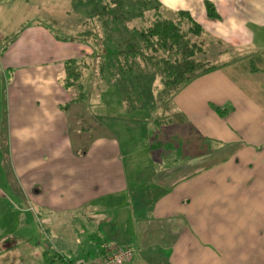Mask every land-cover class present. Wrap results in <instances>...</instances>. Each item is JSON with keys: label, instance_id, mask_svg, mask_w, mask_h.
Listing matches in <instances>:
<instances>
[{"label": "crops", "instance_id": "1", "mask_svg": "<svg viewBox=\"0 0 264 264\" xmlns=\"http://www.w3.org/2000/svg\"><path fill=\"white\" fill-rule=\"evenodd\" d=\"M155 1L189 12L217 57L226 56L174 96L184 128L128 117L133 110L97 63H88L81 92L65 89L64 64L89 62L93 48L57 39L52 12L37 9L42 0H0V16L13 7L24 21L0 46V102L23 210L41 220L58 253L44 252L45 264L53 256L94 261L123 247L134 250L128 264H264V0ZM105 102L120 115L99 114ZM195 135L207 140L205 160L181 162V145Z\"/></svg>", "mask_w": 264, "mask_h": 264}, {"label": "trees", "instance_id": "2", "mask_svg": "<svg viewBox=\"0 0 264 264\" xmlns=\"http://www.w3.org/2000/svg\"><path fill=\"white\" fill-rule=\"evenodd\" d=\"M205 8L208 18L218 19L212 4L206 3ZM120 10L123 11L119 12ZM93 11L89 21L103 19L101 23L104 31L88 29L76 36L56 37L64 41L85 42L93 48L89 62L85 58L71 59L64 64V88L81 92L85 71L90 69L88 63H97V74L114 85L129 109L144 107L149 109L150 114L157 110L158 114L153 119L157 127L187 126L183 115L172 112L174 96L194 79L219 68V65L211 64L207 60L197 59V56L204 55L207 49L203 42L198 41L203 32L190 13L180 10L173 12V17L168 18L163 13L165 10L155 0H128L125 5L115 2L113 6L103 5ZM110 22L116 30L109 28ZM106 30L110 31L109 35ZM113 32L115 34L111 35ZM15 37L16 35L4 39L0 45L2 50ZM156 78L160 83L158 86L154 82ZM83 96V93H80L77 99L81 100ZM150 100L153 105L149 106L147 103ZM216 111L220 116L227 113L224 109ZM187 140L189 141L184 142L179 150L181 162L195 158L205 160V155L209 152L207 140L200 135ZM219 146L214 142L213 150L216 155L222 152ZM158 165L160 167L162 163ZM206 167L208 166L199 167V171ZM72 263L62 256H53L47 262Z\"/></svg>", "mask_w": 264, "mask_h": 264}, {"label": "rangeland", "instance_id": "3", "mask_svg": "<svg viewBox=\"0 0 264 264\" xmlns=\"http://www.w3.org/2000/svg\"><path fill=\"white\" fill-rule=\"evenodd\" d=\"M80 1L81 2H78L77 0H42L41 8L37 9L49 10L52 12V15L55 17V19L51 20L53 23L51 21H47V24H49L53 33L61 37H69L76 36V34L79 32H83L88 29L103 30L101 23L103 19L100 20L96 18L94 21H89L91 14L94 12V8L98 9L103 5L113 6V3L115 2H121L125 5L128 2V0ZM83 8L85 9L83 12L84 16L81 14ZM11 9L14 8H3V10H5L7 13V17H5L4 14V18L2 17L3 15L0 16V35H2L1 39L3 37H8V39L12 38L14 33H19L21 31V26L24 23L23 20H19L17 15L10 11ZM76 9L80 12V15ZM122 11L120 10L119 12ZM163 13L168 18L173 17V15H171L173 12L165 11ZM109 28H111L113 31L116 30V28H113L112 22L109 23ZM106 32H108L109 35L110 31L106 30ZM114 34V32L111 33V35ZM198 41L200 43L203 42L202 44L205 45V48L207 49V52L204 55L197 56L198 60L203 59L209 61L211 64H217L219 62H223L226 59V56L222 55L217 57L216 52L218 51L216 50L219 49L216 47H211V45L201 37L198 39ZM1 79L2 75H0V80ZM154 82L156 86L160 85L158 78H156ZM104 85L105 82L103 81V86ZM4 86L5 85H2L1 83L0 101L1 90L4 88ZM111 90H114V87ZM104 92L109 93V88H105ZM133 104L134 102L132 101L131 105ZM147 104L150 106L152 101L150 100V102ZM129 110H133V112L127 116L133 119H144L147 118V116L149 117L152 115L151 118L153 120L155 115L158 114L157 110L151 114L143 110L139 112L131 107ZM97 112L102 115H109L113 117H118V115H120L115 109V105H112L108 102H105L103 106L97 109ZM121 116L124 115L121 113ZM140 129L142 130V128ZM141 135L145 137L146 133L141 132ZM154 141L155 140L152 139L153 143H155ZM24 207L27 206L23 203V199L20 196L18 186L12 174L9 157V144L7 133L4 127L2 105L0 102V264H45L42 257L43 253H47V256L53 255L52 249H54V247L45 238V235H47V228L42 224L39 218H36L34 213L29 211L24 212ZM78 224L80 225V222H78ZM75 226L78 227L77 224ZM49 246L51 249L48 251L46 248H49Z\"/></svg>", "mask_w": 264, "mask_h": 264}, {"label": "built area", "instance_id": "4", "mask_svg": "<svg viewBox=\"0 0 264 264\" xmlns=\"http://www.w3.org/2000/svg\"><path fill=\"white\" fill-rule=\"evenodd\" d=\"M55 253L57 250L54 248ZM58 254V253H57ZM134 250L129 247L117 248L110 254H106L96 260L77 259L72 264H128L132 261Z\"/></svg>", "mask_w": 264, "mask_h": 264}]
</instances>
